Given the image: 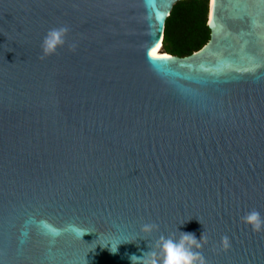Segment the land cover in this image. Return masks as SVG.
Segmentation results:
<instances>
[{
    "label": "water",
    "instance_id": "95a60500",
    "mask_svg": "<svg viewBox=\"0 0 264 264\" xmlns=\"http://www.w3.org/2000/svg\"><path fill=\"white\" fill-rule=\"evenodd\" d=\"M179 1L0 0V264H132L179 232L264 264L241 220L264 217V0H209L207 46L151 62Z\"/></svg>",
    "mask_w": 264,
    "mask_h": 264
},
{
    "label": "clouds",
    "instance_id": "9594fccd",
    "mask_svg": "<svg viewBox=\"0 0 264 264\" xmlns=\"http://www.w3.org/2000/svg\"><path fill=\"white\" fill-rule=\"evenodd\" d=\"M70 29L67 26H60L50 29L44 36L41 43V59L57 53L59 48L67 44V36ZM75 45L70 46V50H74ZM242 222L249 226L254 233H264V217L260 212L253 209L241 217ZM159 226L154 223H144L140 227L141 233L145 237L151 236L154 231H157ZM87 231H81L79 237ZM178 238L175 235L165 237L161 235L154 245H149L150 251L137 257L130 256L132 264H207L206 258L202 252L199 251L207 243L205 233L197 239L193 233L179 232ZM131 240L112 239L102 245V248H108L113 255L118 253L119 245L122 243H130ZM231 247L230 238L223 236L220 241V248L222 251H228Z\"/></svg>",
    "mask_w": 264,
    "mask_h": 264
},
{
    "label": "trees",
    "instance_id": "16d2710c",
    "mask_svg": "<svg viewBox=\"0 0 264 264\" xmlns=\"http://www.w3.org/2000/svg\"><path fill=\"white\" fill-rule=\"evenodd\" d=\"M208 16L209 0L177 2L166 22L162 51L186 57L201 49L210 40Z\"/></svg>",
    "mask_w": 264,
    "mask_h": 264
},
{
    "label": "snow or ice",
    "instance_id": "6c2138e0",
    "mask_svg": "<svg viewBox=\"0 0 264 264\" xmlns=\"http://www.w3.org/2000/svg\"><path fill=\"white\" fill-rule=\"evenodd\" d=\"M145 2L149 5V9L150 10L154 6V4H155V0H145ZM213 3H215V0H213ZM159 47H160V45L159 44H156V46L149 53V57H150V61L151 62H165L168 59H170L167 56H158L157 55V50H158ZM155 65L156 66H160V64H155ZM77 235L78 236L80 235V231H77Z\"/></svg>",
    "mask_w": 264,
    "mask_h": 264
},
{
    "label": "bare ground",
    "instance_id": "6f19581e",
    "mask_svg": "<svg viewBox=\"0 0 264 264\" xmlns=\"http://www.w3.org/2000/svg\"><path fill=\"white\" fill-rule=\"evenodd\" d=\"M212 7H213V0H212ZM210 16L212 17V13H211ZM159 45H160V47L157 50V55L158 56H167V57L170 56V57H172L171 55H169V54H167V53H165V52L162 51L163 40L160 41Z\"/></svg>",
    "mask_w": 264,
    "mask_h": 264
},
{
    "label": "flooded vegetation",
    "instance_id": "af4514ba",
    "mask_svg": "<svg viewBox=\"0 0 264 264\" xmlns=\"http://www.w3.org/2000/svg\"><path fill=\"white\" fill-rule=\"evenodd\" d=\"M207 43H208V42H207ZM207 43H206V44H207ZM206 44H205V45H206ZM205 45H204L203 47H205ZM206 46H207V45H206ZM203 47H202L201 49H199L198 51H196V52H200V51L203 49ZM196 52H195V53H196ZM192 54H193V53H192Z\"/></svg>",
    "mask_w": 264,
    "mask_h": 264
}]
</instances>
